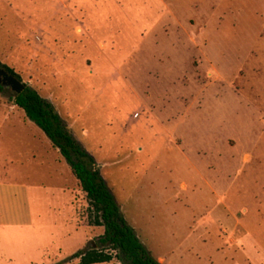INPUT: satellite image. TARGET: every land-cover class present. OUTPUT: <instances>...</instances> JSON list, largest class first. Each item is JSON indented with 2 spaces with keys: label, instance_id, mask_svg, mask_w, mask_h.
Wrapping results in <instances>:
<instances>
[{
  "label": "rangeland",
  "instance_id": "1",
  "mask_svg": "<svg viewBox=\"0 0 264 264\" xmlns=\"http://www.w3.org/2000/svg\"><path fill=\"white\" fill-rule=\"evenodd\" d=\"M0 63L57 105L158 262L264 264V0H0ZM30 198L32 223L0 187V264H78L103 233L85 194L80 226L68 196Z\"/></svg>",
  "mask_w": 264,
  "mask_h": 264
},
{
  "label": "trees",
  "instance_id": "2",
  "mask_svg": "<svg viewBox=\"0 0 264 264\" xmlns=\"http://www.w3.org/2000/svg\"><path fill=\"white\" fill-rule=\"evenodd\" d=\"M9 74L21 81L20 76L1 64ZM4 88L0 84V91ZM10 106L22 110L26 119L33 122L49 139L52 148L64 158L81 191L85 194L86 225L103 227L96 246L79 249L69 260L78 264H103L117 259L121 264H161L150 255L126 222L115 196L100 173L93 155L74 137L53 105L27 84L16 94L7 97Z\"/></svg>",
  "mask_w": 264,
  "mask_h": 264
},
{
  "label": "crops",
  "instance_id": "3",
  "mask_svg": "<svg viewBox=\"0 0 264 264\" xmlns=\"http://www.w3.org/2000/svg\"><path fill=\"white\" fill-rule=\"evenodd\" d=\"M25 37L23 35V38ZM43 42L48 47V36L43 37ZM43 98L53 105L66 123L67 120L62 117L57 105L51 102V98ZM9 108L7 114H0V172L3 174V178H0V187L11 189L20 194L23 211L31 223L33 214L30 192L33 188L57 191L60 196H68L71 210L70 220L80 226L74 215L77 208L76 195L81 189L72 175L70 167L58 151L52 148L46 135L36 129L37 126L33 122L26 119L28 125L22 124L26 129L25 134H20L17 130L18 123L10 119L11 112L17 107L9 106ZM20 111L23 113L22 110ZM84 227L92 228V226ZM91 234L87 236L86 240L91 237Z\"/></svg>",
  "mask_w": 264,
  "mask_h": 264
},
{
  "label": "water",
  "instance_id": "4",
  "mask_svg": "<svg viewBox=\"0 0 264 264\" xmlns=\"http://www.w3.org/2000/svg\"><path fill=\"white\" fill-rule=\"evenodd\" d=\"M0 84L9 87L16 94L24 89V83L3 68H0Z\"/></svg>",
  "mask_w": 264,
  "mask_h": 264
},
{
  "label": "flooded vegetation",
  "instance_id": "5",
  "mask_svg": "<svg viewBox=\"0 0 264 264\" xmlns=\"http://www.w3.org/2000/svg\"><path fill=\"white\" fill-rule=\"evenodd\" d=\"M0 68H2V67L0 66Z\"/></svg>",
  "mask_w": 264,
  "mask_h": 264
}]
</instances>
